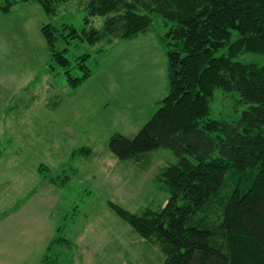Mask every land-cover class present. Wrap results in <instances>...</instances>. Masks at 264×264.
<instances>
[{
	"label": "rangeland",
	"instance_id": "obj_1",
	"mask_svg": "<svg viewBox=\"0 0 264 264\" xmlns=\"http://www.w3.org/2000/svg\"><path fill=\"white\" fill-rule=\"evenodd\" d=\"M84 2L67 0L53 16L33 0L0 13V264H162L165 259L110 203L130 213L157 211L169 197L160 172L177 157L158 148L136 160H119L108 150L111 135L133 136L168 93L165 51L156 35L163 31L161 21L154 16L148 31L134 39L95 45L57 41L56 49L66 48L70 61L90 54L91 75L72 88L63 70L51 66L40 28L67 24L79 31ZM101 24V17L91 23ZM235 60L264 66V57L255 53ZM210 108L211 118L231 119L245 106L235 93L216 90ZM65 177L61 185L51 182ZM5 227L17 232L10 248ZM51 238L56 242L45 253Z\"/></svg>",
	"mask_w": 264,
	"mask_h": 264
},
{
	"label": "trees",
	"instance_id": "obj_2",
	"mask_svg": "<svg viewBox=\"0 0 264 264\" xmlns=\"http://www.w3.org/2000/svg\"><path fill=\"white\" fill-rule=\"evenodd\" d=\"M18 1L26 0H5L0 13ZM33 1L53 16L67 0ZM83 6L79 31L67 24L40 28L51 66L63 70L72 88L91 75L90 54L70 61L57 41L134 39L154 16L163 29L156 35L165 51L168 93L133 136L111 135L108 150L119 160L170 150L177 162L160 172L169 197L157 211L110 208L159 246L162 264H264V66L235 60L243 53L264 57V0H85ZM96 17L100 27L91 25ZM216 90L237 95L245 106L239 116L210 117ZM55 242L51 238L45 253Z\"/></svg>",
	"mask_w": 264,
	"mask_h": 264
},
{
	"label": "crops",
	"instance_id": "obj_3",
	"mask_svg": "<svg viewBox=\"0 0 264 264\" xmlns=\"http://www.w3.org/2000/svg\"><path fill=\"white\" fill-rule=\"evenodd\" d=\"M21 207V206H20ZM24 209H25V207L24 206H22ZM22 207H21V209H22ZM17 208H19V207H15L14 208V211L17 209ZM12 209V208H11ZM11 209H9V211L11 210ZM21 212V211H20ZM19 212V210L17 211V212H15L14 213V215H16V216H14V219L17 217V215H18V213H20ZM7 214V213H6ZM15 224V223H14ZM4 232V231H3ZM17 232H12V228L11 229H8L7 227H5V236H6V238H7V240H8V246L10 245V244H12L13 243V240L14 239H17V238H14V234H16ZM25 235V232H24V229H23V232L21 231V238L22 237H25L24 236ZM49 243V242H48ZM48 246V244L46 245V247ZM46 247H45V249H46ZM9 248H10V246H9Z\"/></svg>",
	"mask_w": 264,
	"mask_h": 264
},
{
	"label": "bare ground",
	"instance_id": "obj_4",
	"mask_svg": "<svg viewBox=\"0 0 264 264\" xmlns=\"http://www.w3.org/2000/svg\"><path fill=\"white\" fill-rule=\"evenodd\" d=\"M147 122V121H146Z\"/></svg>",
	"mask_w": 264,
	"mask_h": 264
}]
</instances>
